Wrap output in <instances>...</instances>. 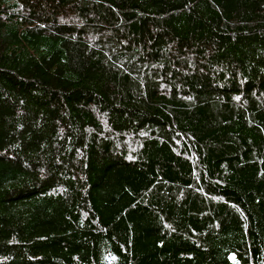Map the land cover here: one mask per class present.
I'll use <instances>...</instances> for the list:
<instances>
[{
    "label": "trees",
    "instance_id": "trees-1",
    "mask_svg": "<svg viewBox=\"0 0 264 264\" xmlns=\"http://www.w3.org/2000/svg\"><path fill=\"white\" fill-rule=\"evenodd\" d=\"M0 264H264V0H0Z\"/></svg>",
    "mask_w": 264,
    "mask_h": 264
}]
</instances>
